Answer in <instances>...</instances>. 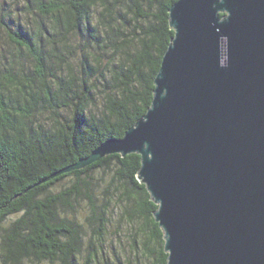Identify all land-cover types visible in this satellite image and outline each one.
<instances>
[{
	"label": "trees",
	"instance_id": "1",
	"mask_svg": "<svg viewBox=\"0 0 264 264\" xmlns=\"http://www.w3.org/2000/svg\"><path fill=\"white\" fill-rule=\"evenodd\" d=\"M176 1L0 0V264H166L139 154L64 170L145 114Z\"/></svg>",
	"mask_w": 264,
	"mask_h": 264
},
{
	"label": "water",
	"instance_id": "2",
	"mask_svg": "<svg viewBox=\"0 0 264 264\" xmlns=\"http://www.w3.org/2000/svg\"><path fill=\"white\" fill-rule=\"evenodd\" d=\"M169 26L145 114L64 171L137 153L166 264H264V0H177Z\"/></svg>",
	"mask_w": 264,
	"mask_h": 264
},
{
	"label": "rangeland",
	"instance_id": "3",
	"mask_svg": "<svg viewBox=\"0 0 264 264\" xmlns=\"http://www.w3.org/2000/svg\"><path fill=\"white\" fill-rule=\"evenodd\" d=\"M6 2V4L8 5V7L12 8V9H16L17 6L18 7H23L27 4V1H30V6H35L36 3L38 2V0H4ZM14 1V2H12ZM21 14H24L23 11H20ZM27 17V16H26ZM28 21H30L31 24H35L36 22L40 23L42 22L44 25H46L47 27L50 26L51 24V20L49 18H40V17H35L34 14H31L30 17L27 18ZM8 38L5 36L4 32L0 33V54H6L7 57H11L12 55H14V57H16L19 61L24 62V64L29 65V60L27 58V56H25V53L23 52L20 53L17 49H15L13 46L8 44ZM1 55V56H2ZM0 56V59H1ZM7 66V65H6ZM29 67H32L31 64L29 65Z\"/></svg>",
	"mask_w": 264,
	"mask_h": 264
}]
</instances>
